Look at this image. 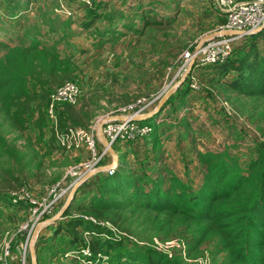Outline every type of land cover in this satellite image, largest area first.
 <instances>
[{"label": "rangeland", "instance_id": "1", "mask_svg": "<svg viewBox=\"0 0 264 264\" xmlns=\"http://www.w3.org/2000/svg\"><path fill=\"white\" fill-rule=\"evenodd\" d=\"M245 1L251 0H0V58L4 45L39 43L59 58L69 59L73 74L66 82L78 87L81 99L94 98L98 108L83 130L93 134L100 155L90 168L85 144L62 146L58 137L63 132L50 140L60 106H55L54 115L46 111L42 126L32 118L22 134L6 135L20 159L1 155L0 169L13 170L20 178L19 194L9 197L18 201L24 193L20 199L26 209L14 214L0 202V264L3 260L8 264H116L113 252L94 258L89 241L123 237L110 225L71 211L94 197H104L98 195L104 180L96 179L105 177L104 169L116 153L119 168L126 164L146 188L158 182L167 189L175 184L174 177L195 196L206 174L199 155L219 154L237 164L239 172L228 171L227 178L246 174L257 147L264 148V123L257 122V116L264 115V101H235L234 107L243 108L238 113L230 104L235 98L225 96L227 83L237 74L226 70V75L215 77L214 69L233 53L235 59L244 53L251 43L249 36L264 29L262 25L253 34L217 35L226 12ZM146 19L161 23L145 26ZM112 25L118 27L110 32L107 27ZM221 36L235 38L225 61L210 65L199 60L195 67L187 66L186 52L206 38ZM258 49L264 50V43L259 42ZM130 115H149L140 122L143 133L140 128L133 130L130 141L108 145L96 134L107 125L117 127ZM77 129L81 128L72 131ZM43 200L52 204L40 214ZM67 219L84 222L77 227L81 236L76 245L69 244L65 233L54 231ZM47 224L49 236L39 239V229ZM90 225L97 228L92 232ZM29 232L35 238L32 246L24 248ZM160 238H151V243L128 241L131 248L125 249L137 257L138 264H144L145 247L182 264H230L217 239L189 250L188 243L194 240L180 227H174L168 238ZM5 243L8 255L4 257ZM86 250L89 255L83 254Z\"/></svg>", "mask_w": 264, "mask_h": 264}, {"label": "trees", "instance_id": "2", "mask_svg": "<svg viewBox=\"0 0 264 264\" xmlns=\"http://www.w3.org/2000/svg\"><path fill=\"white\" fill-rule=\"evenodd\" d=\"M143 22L145 26L161 23L147 19ZM225 23V20L221 21V24ZM107 28L110 32L116 30L114 25ZM249 38L251 43L244 53L242 51L236 59L233 53L225 64L214 68L215 77L226 75V70L237 74L227 83L225 96L227 100L232 96L235 98L230 104L238 113L243 112V108L234 107L235 101H264V50L258 49L259 42L264 43V29ZM2 48L5 51L0 58V156L6 155L8 160H14L15 156L18 162L19 151L8 143L6 135L22 134L32 118L42 126L50 95L71 79L73 70L69 59L59 58L53 49L39 43L28 47L20 43L4 45ZM219 70L223 72L218 73ZM58 109L56 125L51 129L52 141L57 132L87 128L98 108L94 98L79 97L75 105L63 104ZM257 117V122L264 123V115ZM257 151L246 174L238 173L229 178L228 171L239 172L237 164L229 163L219 154L199 155L198 160L206 168V174L203 187L196 196L174 177L171 181L175 184H170L167 189L158 182L146 188L145 181L141 183V178L135 179L124 164L112 177L96 179L104 180L98 186V195L104 197H94L87 205L73 206L71 211L106 223L123 237L105 242L97 238L89 241L94 257L113 252L116 264H138L137 257L125 249L131 248L128 241L151 243V238L159 236L164 240L174 227H180L192 236L194 242L188 243L189 250L217 239L230 264H264V148L259 145ZM221 184L226 186L223 188ZM21 188L22 182L13 170L0 169V202L12 208L10 212L14 214L26 209L24 203L9 197ZM82 222L67 219L54 231L65 233L70 239L69 244L76 245L77 237L81 236L77 227ZM88 228L92 231L97 225ZM144 249L147 254L144 264H182L180 259L173 262L149 247Z\"/></svg>", "mask_w": 264, "mask_h": 264}, {"label": "built area", "instance_id": "3", "mask_svg": "<svg viewBox=\"0 0 264 264\" xmlns=\"http://www.w3.org/2000/svg\"><path fill=\"white\" fill-rule=\"evenodd\" d=\"M226 23L220 28L223 31H232L235 30L237 32H242L245 35L253 34L257 32V28L264 25V0H251L240 2L234 4L227 12H226ZM259 26V27H258ZM235 38L230 37H210L206 38L204 42H202L194 51L186 52L183 55V60L187 64V66L195 67L197 61H205L206 63L213 65L217 63H221L228 58L230 51V41H233ZM80 97V92L78 87L72 82H65L61 87L56 89L50 95V105L48 108V113L50 115H54V111H56L55 106H61L63 104L74 105L77 103ZM126 111V110H124ZM130 113L129 111H127ZM135 116H127L122 118L119 121V125L117 127H112V125H107L102 129V132L96 131V134L107 140L108 145L112 144H122L128 142L132 139V131L140 128V133H143V129H141V123L134 121ZM56 125V118L54 126ZM58 137L60 144L62 146L68 147L69 145H73L77 147V145L85 144L86 150L89 151L91 155V165L90 168L95 166L100 159L99 151L97 145L95 143L93 134L89 130L77 129V130H69L65 133H62ZM57 134H55L56 136ZM116 163V164H115ZM119 168V162L112 161L110 165H108L104 169V173L106 177H112ZM18 191L17 195L19 194ZM24 194V193H23ZM23 194L18 196V201H22ZM21 198V199H20ZM50 201L43 200V209L40 214H43L45 210L48 209L51 203ZM47 203H49L47 205ZM35 236H31V232H29L27 236L26 243L24 248L27 246H32L33 240ZM4 257L8 255L7 244H4ZM89 255V251L86 250L83 254ZM100 257L99 255L97 256ZM94 257V258H97ZM1 264H8L6 261H2Z\"/></svg>", "mask_w": 264, "mask_h": 264}, {"label": "crops", "instance_id": "4", "mask_svg": "<svg viewBox=\"0 0 264 264\" xmlns=\"http://www.w3.org/2000/svg\"><path fill=\"white\" fill-rule=\"evenodd\" d=\"M117 27V26H116ZM81 152H84V151H81ZM86 155H87V153L86 152H84ZM116 153V152H115ZM111 157L113 158V159H111V161H109V163H108V165H110V163L112 162V161H117V162H119V157H118V155H117V153H116V155L115 156H113V155H111ZM48 224L47 225H44L43 227H41L40 229H39V232H38V237H39V239H41L42 237H44V236H49L48 234V232H47V229H48ZM46 233H47V235H46ZM40 241V240H39Z\"/></svg>", "mask_w": 264, "mask_h": 264}, {"label": "water", "instance_id": "5", "mask_svg": "<svg viewBox=\"0 0 264 264\" xmlns=\"http://www.w3.org/2000/svg\"><path fill=\"white\" fill-rule=\"evenodd\" d=\"M217 35H243V33L242 32H237V31H228V32L223 31V32L218 33ZM148 118H149V115L143 116V117H134L133 119H134V121L142 122V121H144V120H146Z\"/></svg>", "mask_w": 264, "mask_h": 264}, {"label": "bare ground", "instance_id": "6", "mask_svg": "<svg viewBox=\"0 0 264 264\" xmlns=\"http://www.w3.org/2000/svg\"><path fill=\"white\" fill-rule=\"evenodd\" d=\"M114 162H116V161H114ZM116 164V163H115Z\"/></svg>", "mask_w": 264, "mask_h": 264}]
</instances>
